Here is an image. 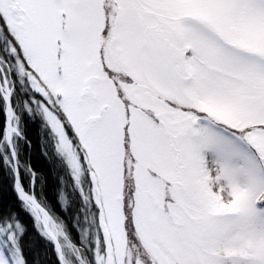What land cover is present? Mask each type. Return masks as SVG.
<instances>
[{
  "label": "snow or ice",
  "instance_id": "6c2138e0",
  "mask_svg": "<svg viewBox=\"0 0 264 264\" xmlns=\"http://www.w3.org/2000/svg\"><path fill=\"white\" fill-rule=\"evenodd\" d=\"M0 169V264H264V0H0Z\"/></svg>",
  "mask_w": 264,
  "mask_h": 264
},
{
  "label": "trees",
  "instance_id": "16d2710c",
  "mask_svg": "<svg viewBox=\"0 0 264 264\" xmlns=\"http://www.w3.org/2000/svg\"><path fill=\"white\" fill-rule=\"evenodd\" d=\"M25 131L28 139L21 141L20 146V175L23 183L26 188L30 187V179L27 175L30 167L34 172L35 194L39 201L46 207L50 206L49 210L53 216H61L68 221L71 228L73 212L63 211L56 203L57 177L63 176L64 173L57 161L52 158V149L46 134L40 131L38 123H33L31 120L28 121ZM11 185L12 181L6 170L0 169V206L14 208L19 213L22 223L28 230V239L31 240L34 235L32 218L20 210L19 201ZM68 188L70 191V184ZM73 236L75 237V233ZM30 248V244L26 246V255H30L31 258ZM45 261L46 264H56L55 254L50 246Z\"/></svg>",
  "mask_w": 264,
  "mask_h": 264
},
{
  "label": "rangeland",
  "instance_id": "374dc122",
  "mask_svg": "<svg viewBox=\"0 0 264 264\" xmlns=\"http://www.w3.org/2000/svg\"><path fill=\"white\" fill-rule=\"evenodd\" d=\"M52 223H54V221ZM50 229H51V223H50Z\"/></svg>",
  "mask_w": 264,
  "mask_h": 264
},
{
  "label": "water",
  "instance_id": "95a60500",
  "mask_svg": "<svg viewBox=\"0 0 264 264\" xmlns=\"http://www.w3.org/2000/svg\"><path fill=\"white\" fill-rule=\"evenodd\" d=\"M43 222L42 218H41V223Z\"/></svg>",
  "mask_w": 264,
  "mask_h": 264
},
{
  "label": "bare ground",
  "instance_id": "6f19581e",
  "mask_svg": "<svg viewBox=\"0 0 264 264\" xmlns=\"http://www.w3.org/2000/svg\"><path fill=\"white\" fill-rule=\"evenodd\" d=\"M43 220V219H42Z\"/></svg>",
  "mask_w": 264,
  "mask_h": 264
}]
</instances>
